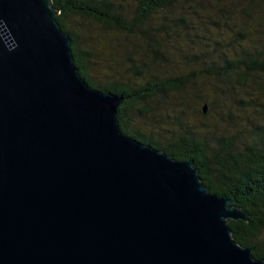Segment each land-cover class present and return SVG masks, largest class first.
I'll use <instances>...</instances> for the list:
<instances>
[{
	"label": "water",
	"instance_id": "95a60500",
	"mask_svg": "<svg viewBox=\"0 0 264 264\" xmlns=\"http://www.w3.org/2000/svg\"><path fill=\"white\" fill-rule=\"evenodd\" d=\"M58 15L0 0V264H263L234 199L122 132L124 98L80 76Z\"/></svg>",
	"mask_w": 264,
	"mask_h": 264
},
{
	"label": "trees",
	"instance_id": "16d2710c",
	"mask_svg": "<svg viewBox=\"0 0 264 264\" xmlns=\"http://www.w3.org/2000/svg\"><path fill=\"white\" fill-rule=\"evenodd\" d=\"M228 1L53 0V8L71 38L80 76L90 87L124 98L117 114L122 132L177 161L192 160L210 193L234 199L248 222L229 220L231 236L264 264V124L253 136L233 130L238 108L252 102L249 76L264 73V41L259 45L250 38L243 22L241 32L227 33ZM83 20L123 41L126 49H137L127 50L120 77L113 75L118 63L108 52L102 67L111 79L96 81V57L110 48L87 33ZM134 123L147 132L131 130ZM155 130L163 132V145Z\"/></svg>",
	"mask_w": 264,
	"mask_h": 264
},
{
	"label": "rangeland",
	"instance_id": "374dc122",
	"mask_svg": "<svg viewBox=\"0 0 264 264\" xmlns=\"http://www.w3.org/2000/svg\"><path fill=\"white\" fill-rule=\"evenodd\" d=\"M216 0H213V5ZM229 6L236 10V15H231L227 12L229 10V6H224V11L228 16L231 18V21L229 22V26L225 29L229 35H232L233 33L241 32L240 30V23H245V29L249 32V37L254 38L255 42L259 39L260 43L262 44L264 41V3L259 4H251L244 0H229L228 3ZM82 25L87 28V33L90 30L91 36L95 37L98 41H104L106 40L107 45L105 47H109L110 51L106 50V55L104 56L102 53H98L96 57V61L98 62L97 67V78L96 81L100 83H106L109 82L111 79L110 74L107 72L106 69H104L102 66L104 65L103 59L106 58L107 53L109 52L111 56L115 58L117 61L118 67L117 69L119 72H114V77L118 78L120 77L121 71H123V62L126 61V58L128 57L129 53L127 50L129 49L131 52H136L137 49L131 50L130 48L126 49L123 41H118L116 38L111 34H107L102 28H100L97 25H94L91 21L83 20L81 21ZM80 22L76 23L75 21H71L69 24L72 26L81 25ZM89 29V30H88ZM101 44L103 45L104 43ZM133 46V45H129ZM115 65V66H116ZM157 69H162V67L157 66ZM168 68L166 67V70ZM165 70V66L163 65V72ZM249 84L252 85L251 87V100L252 102L247 105L243 106L242 108H238L237 116L234 118V131H238V133L241 131L243 132V135L245 136L247 132L250 136H253V133H255L257 130V126H261L264 124V73H253L251 76H249ZM235 112V113H236ZM211 117H208V120ZM194 121H198L197 117H194ZM149 126L153 128L155 126L154 123L150 122ZM140 130L143 133H146L147 131L143 128V126L140 123H137L133 126H131V130ZM155 133H160L161 136L158 137V135H154V138L158 139L160 144L163 145V132L155 130Z\"/></svg>",
	"mask_w": 264,
	"mask_h": 264
}]
</instances>
